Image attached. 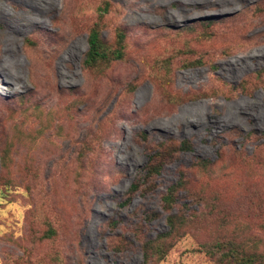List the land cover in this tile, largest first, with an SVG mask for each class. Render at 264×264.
Listing matches in <instances>:
<instances>
[{"label": "rangeland", "instance_id": "1", "mask_svg": "<svg viewBox=\"0 0 264 264\" xmlns=\"http://www.w3.org/2000/svg\"><path fill=\"white\" fill-rule=\"evenodd\" d=\"M102 1L0 0V264H53L55 252L60 264H146L143 244L168 230L163 197L186 177L261 233L264 216L244 206L264 204V0H108L103 38L123 28L127 58L95 79L83 61ZM167 58L174 92L201 97L163 100L153 76ZM96 129L101 150L77 154L71 138ZM38 200L53 242L32 241ZM178 202L205 211L185 192ZM215 227L158 264H215L200 249Z\"/></svg>", "mask_w": 264, "mask_h": 264}, {"label": "trees", "instance_id": "2", "mask_svg": "<svg viewBox=\"0 0 264 264\" xmlns=\"http://www.w3.org/2000/svg\"><path fill=\"white\" fill-rule=\"evenodd\" d=\"M76 4L75 2V6ZM111 7L110 1H102L97 7V20L87 31L88 50L84 57L83 67L95 79L105 77L114 64L123 62L127 58V32L123 28L119 27L116 29L113 41L108 42L103 38L105 18L109 14ZM72 16L73 10L70 16V25L72 32L76 34L77 30ZM199 22V24L204 25L205 31L203 34L208 36L210 29L209 24H206L208 21ZM194 26L195 24H191L188 27L192 29ZM29 40L34 42V40ZM155 65L157 66L159 76H153L154 85H156L167 104L172 106L180 105L192 98L201 97L200 95L192 97L188 94L174 92L173 88L176 76L172 75L173 68L170 58L159 60ZM131 86L137 87L138 84L133 81ZM110 131V128H105L104 138H108V134L111 133ZM102 140L103 136L99 132V129L95 132L92 131L81 140H78L76 136L71 138L75 149L77 146V154L84 155V157L99 152ZM76 143L77 145H75ZM10 144L12 145L11 141L5 142L1 149L2 167L6 171H9L10 165L13 162V152ZM199 164L206 169L211 166L207 162H200ZM2 179L3 177L0 176V183L1 181L3 182ZM42 190L43 187L38 185L37 191L40 196ZM181 192L188 194L190 200L199 206H203L205 211H195L190 214L187 210L188 208L185 206L184 209L179 210L177 208L179 203L178 196ZM42 205V200H38L34 206V210H32V216L35 220H43L42 230L34 232L32 235L34 243L53 242L58 237L57 228L49 218L43 216L45 208ZM163 207L168 214V230L153 239L145 241L143 244V255L146 264H158L162 262L175 244L193 229H201L203 231L212 226L216 227L209 230L212 234L200 244V249L215 264H264V222L258 224L261 227V233H254V229L251 226L239 222L236 212L227 208L222 202L220 203V197L217 194L210 195L205 193L204 190L201 192L196 191L191 186L187 177L181 178L167 189L163 197ZM244 210L251 212L255 221H257L256 216H259V219L263 220L264 204H249L244 206ZM49 258L53 264H60L63 261L58 252L50 253ZM14 264L19 263L15 262Z\"/></svg>", "mask_w": 264, "mask_h": 264}, {"label": "bare ground", "instance_id": "3", "mask_svg": "<svg viewBox=\"0 0 264 264\" xmlns=\"http://www.w3.org/2000/svg\"><path fill=\"white\" fill-rule=\"evenodd\" d=\"M73 6V5H72ZM66 10V9H65ZM66 12H67V10H66ZM73 13H74V11H73ZM65 34V33H64ZM68 36V35H67Z\"/></svg>", "mask_w": 264, "mask_h": 264}]
</instances>
